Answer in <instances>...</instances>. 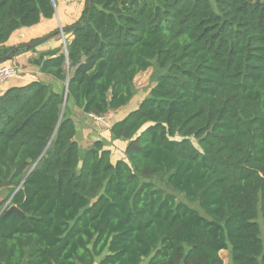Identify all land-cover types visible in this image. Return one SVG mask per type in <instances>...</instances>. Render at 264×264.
I'll list each match as a JSON object with an SVG mask.
<instances>
[{
  "label": "trees",
  "instance_id": "1",
  "mask_svg": "<svg viewBox=\"0 0 264 264\" xmlns=\"http://www.w3.org/2000/svg\"><path fill=\"white\" fill-rule=\"evenodd\" d=\"M54 1L0 0V56ZM77 24L41 65L66 101L39 79L0 92V210L24 213L0 216V264H264V0H85ZM154 66L109 128L123 155L81 148L64 102L102 117Z\"/></svg>",
  "mask_w": 264,
  "mask_h": 264
},
{
  "label": "crops",
  "instance_id": "2",
  "mask_svg": "<svg viewBox=\"0 0 264 264\" xmlns=\"http://www.w3.org/2000/svg\"><path fill=\"white\" fill-rule=\"evenodd\" d=\"M54 5L56 11L53 18L42 19L40 23L31 27L21 28L13 34L10 44L15 46L32 42L35 39H41L50 34L52 35L38 47L24 51L8 61V63L15 66L16 73L6 81H0V92L8 86L23 85L36 79L51 83L52 85L55 84L52 77L41 72L42 62L52 56L63 53L65 51V42L68 45L72 41L73 35L71 31L65 29L77 24L85 7V0L81 3H68L65 0H55ZM91 143L92 141L88 146Z\"/></svg>",
  "mask_w": 264,
  "mask_h": 264
},
{
  "label": "rangeland",
  "instance_id": "3",
  "mask_svg": "<svg viewBox=\"0 0 264 264\" xmlns=\"http://www.w3.org/2000/svg\"><path fill=\"white\" fill-rule=\"evenodd\" d=\"M1 64L13 65L11 63H8V61ZM160 73L161 71L156 66L150 68L145 72L139 73L134 81V90L136 94L133 101H131L128 105L122 107L121 109L112 111L102 117L87 116L80 110H78L71 102L68 106L69 108L66 107L65 103L64 110L65 108H67L66 111L68 110V113L73 116L74 120L77 123V140L79 141L81 148L87 147L88 144L96 138H101L106 145L111 147L114 153V160L121 157L124 153L126 144L124 142H115L111 140L109 135V128L114 121L122 118L125 114L136 108L137 104H139V102L148 95L151 87L156 82ZM55 87L62 93L66 92L65 81L56 83ZM179 199L183 200L184 198L182 197V195H179ZM193 206L196 207L197 204H193ZM259 220L262 224V227H264L263 219L260 217ZM221 256L223 257L224 264H232L230 253L228 250L221 251Z\"/></svg>",
  "mask_w": 264,
  "mask_h": 264
},
{
  "label": "water",
  "instance_id": "4",
  "mask_svg": "<svg viewBox=\"0 0 264 264\" xmlns=\"http://www.w3.org/2000/svg\"><path fill=\"white\" fill-rule=\"evenodd\" d=\"M92 3H93V0H89V9H91L92 7ZM78 26H80V24H75V25H72L70 27H68L67 31H72L74 30L75 28H77ZM65 32V31H64ZM63 32V33H64ZM52 34L48 35V36H45L41 39H38L36 41H32V42H29V43H25L23 45H18L16 46L14 49H12L9 53H7L6 55H3V56H0V62H5L7 60H9L13 54L19 50V49H22V48H35L41 44H43L45 41H47L50 37H51ZM68 85H69V76H67V80H66V92H65V101H66V97H67V93H68ZM65 104V102H64ZM63 112H64V105H63V109H62V113H61V116L63 115ZM36 165V164H35ZM35 165L31 168V170L28 172L27 176L32 172V170L34 169ZM25 181V179L22 181V183ZM5 185L7 186L8 185V182H5ZM5 214H10V213H20V214H24L16 205H9V202H7L3 208L0 210V216L2 213Z\"/></svg>",
  "mask_w": 264,
  "mask_h": 264
},
{
  "label": "built area",
  "instance_id": "5",
  "mask_svg": "<svg viewBox=\"0 0 264 264\" xmlns=\"http://www.w3.org/2000/svg\"><path fill=\"white\" fill-rule=\"evenodd\" d=\"M68 3H81L83 0H65ZM65 53L67 54V44L65 42ZM16 69L13 65H1L0 66V81H6L7 79L14 76Z\"/></svg>",
  "mask_w": 264,
  "mask_h": 264
}]
</instances>
